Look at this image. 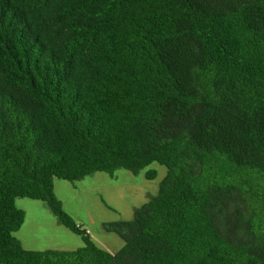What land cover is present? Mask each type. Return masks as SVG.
<instances>
[{
  "label": "trees",
  "instance_id": "obj_1",
  "mask_svg": "<svg viewBox=\"0 0 264 264\" xmlns=\"http://www.w3.org/2000/svg\"><path fill=\"white\" fill-rule=\"evenodd\" d=\"M153 163L114 254L55 193ZM18 198L84 246L25 249ZM0 264H264V0H0Z\"/></svg>",
  "mask_w": 264,
  "mask_h": 264
},
{
  "label": "rangeland",
  "instance_id": "obj_2",
  "mask_svg": "<svg viewBox=\"0 0 264 264\" xmlns=\"http://www.w3.org/2000/svg\"><path fill=\"white\" fill-rule=\"evenodd\" d=\"M150 170L157 173L156 179L146 178ZM167 173V167L153 163L137 175L121 169L114 177L96 173L75 183L56 179L55 193L65 211L89 231L96 244L114 254L125 243L118 235L107 233L103 224L132 220L135 209L159 193ZM16 205L26 214L24 225L15 233L25 249L74 251L84 246L82 237L59 224L45 202L18 198Z\"/></svg>",
  "mask_w": 264,
  "mask_h": 264
}]
</instances>
